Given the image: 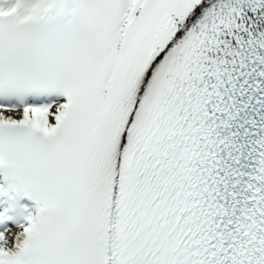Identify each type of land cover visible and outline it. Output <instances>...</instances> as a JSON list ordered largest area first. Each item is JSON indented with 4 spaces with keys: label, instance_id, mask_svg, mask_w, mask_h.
<instances>
[{
    "label": "snow or ice",
    "instance_id": "1",
    "mask_svg": "<svg viewBox=\"0 0 264 264\" xmlns=\"http://www.w3.org/2000/svg\"><path fill=\"white\" fill-rule=\"evenodd\" d=\"M0 264H264V0H0Z\"/></svg>",
    "mask_w": 264,
    "mask_h": 264
}]
</instances>
